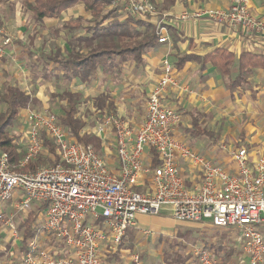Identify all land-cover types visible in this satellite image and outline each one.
Masks as SVG:
<instances>
[{"label":"built area","instance_id":"obj_1","mask_svg":"<svg viewBox=\"0 0 264 264\" xmlns=\"http://www.w3.org/2000/svg\"><path fill=\"white\" fill-rule=\"evenodd\" d=\"M109 7L118 8L126 17L158 15L150 0H111ZM202 15L215 24L264 38V22L250 12L249 0H229L226 10L194 13L192 17ZM158 16V43H165L164 16ZM176 85L173 68L164 59L162 74L146 101L145 119L137 129L112 114L97 125L95 135L99 140L106 141L107 133L115 138L116 175L90 146L72 141L56 115L27 112L21 166L42 152V135L53 142L60 163L21 172L10 165L7 154L0 153V203L16 199L4 223L15 234L13 219L26 216L32 204H42L45 214L41 233L61 243L67 254H53L32 239L22 264H103L102 247L109 245L112 252L117 251L126 231L136 226L137 216L157 215L163 207L169 208L176 222H209L215 228L235 230L248 263H263L264 153L251 163L245 150L235 149L231 158L237 172L230 174L178 141L174 133L181 124V114L163 101L167 89ZM153 158L159 161L156 168H152ZM180 159L199 175L198 185H187ZM144 176L150 177L149 186L139 191ZM3 217L0 214V220ZM193 253L200 263L212 264V256L204 249H193ZM131 263L139 264V257L133 255Z\"/></svg>","mask_w":264,"mask_h":264},{"label":"crops","instance_id":"obj_2","mask_svg":"<svg viewBox=\"0 0 264 264\" xmlns=\"http://www.w3.org/2000/svg\"><path fill=\"white\" fill-rule=\"evenodd\" d=\"M151 1L156 5L155 7L158 9L157 11L160 13L159 15L164 16L162 24L165 29L162 35L166 36L167 41L165 43H158L144 52L141 57L142 61L139 65H136L134 62H126L116 68L121 70L120 67H131L129 72L134 76L139 74H143L145 76L149 70L155 71L157 69L159 76L155 78L154 84H150L146 89L147 94L149 95L162 74V61L167 59L173 68L177 85L167 89L163 97V101L168 107L177 110L182 115L180 127L178 126L175 131L174 137L188 146L192 151L206 157L211 162L224 167L230 174H235L237 172V166L231 158V153L237 148L236 145H240V143L244 142L248 151L249 161L251 163H253L258 156L264 152V70H254L247 82L236 85L232 89L229 88V82L236 75L238 58L241 54L252 53L256 55H264V38L261 39L258 36L247 35L225 25L215 24L205 15L198 18L192 17L194 13H202L210 10H226L229 8V0ZM249 10L253 15L260 18L264 22V0H249ZM70 14L75 16V18L79 17L78 19L81 18L87 21L90 19V16L84 11L83 6L76 5L62 13L58 18L45 19L43 21L62 19L65 15ZM184 14L189 17L187 19H181L180 16ZM124 18L125 16L120 18V20H123ZM131 18L140 19L144 22L148 21V23L157 28L160 24L159 19L161 17L157 15L146 18ZM68 26L73 27V25ZM82 28H78L80 30L78 35H82ZM13 43L15 45L17 44L15 41ZM222 48L232 53L234 57L232 73L230 76L222 75L209 63L204 67L196 61H186L181 65L178 64V62H181L178 60L185 55L202 57L214 49ZM66 49L68 52L69 48ZM66 53L57 52L56 54L65 55ZM41 54L43 53L38 54V58L36 59L37 62L36 64H33L42 73V76L37 79L47 81L52 80L57 84L65 82L69 86H73L75 84L95 86L97 84V78L100 74H103L106 77L108 75L100 72L90 82L82 81L81 79L71 81H67L65 79L63 80L60 78L61 74L53 69L51 63L46 66L44 60L41 58ZM44 68H46L48 72L51 71V75L45 76L46 72ZM23 82L25 83V80ZM18 86L20 87V85ZM30 97L34 98L31 95ZM35 101L36 103L38 102L36 99ZM144 110V118L139 123H134L132 125L127 121L132 129H137L143 123L146 115V105ZM191 117L197 119L201 130L207 132L206 135L193 132L191 129ZM210 122L212 126H210ZM237 123H239V125ZM19 129V131L23 130L22 132H24L26 126L24 125V127L22 126V129ZM180 131L186 132L189 135L188 138L181 137ZM22 140H25L24 135ZM224 141H230V144L226 145ZM24 144H26V140ZM109 145L114 148L115 161L114 166L111 167V169L107 168L110 173L116 175L118 174L119 165L116 156L115 138L113 135L107 133L106 141H101V147L103 148V146H105L106 148ZM178 164L189 187L196 186L200 183L199 175L190 169L185 161L180 159ZM149 178L150 177L144 176L140 180L137 190H146L149 186ZM43 207L44 205L39 203H34L31 206L29 213H35V219L31 223L30 228L36 231V235L34 238L26 240L25 246L28 241L35 239L40 248L50 251L51 253L53 252L54 254L64 256L67 254L65 247L61 243L52 240L51 238H47L41 233V224L45 214V207ZM161 211L162 215L169 218V221L173 220L171 218L169 208L163 207ZM0 213L5 214V217L10 214L9 209L7 211L0 209ZM29 213L24 217H15V219H19V223L14 230L15 234L6 224V228L2 229L1 233H3V246L0 249V254H5L2 255L4 258L0 257V264H5V257H7L8 253L7 245L9 244V241H14L12 245H18V258H20L18 264H22V257L25 251L22 252L21 250L22 231L18 229V225L20 222L28 220ZM160 214L161 213L159 212L157 216H160ZM146 223L147 218L145 216H137L136 226L127 230L124 237V242L126 244L121 247L120 251L106 252L102 247L100 251L102 263L124 264V261L122 263L119 260L121 258V253L123 251L128 253L125 248L132 250L133 242L136 243V241L141 240V238L146 235L144 234L146 231L149 233L151 231L153 232L152 234L158 233L155 235L162 236V233L159 232H163L164 227L154 226L155 228L153 227L152 230L150 227H146ZM193 224L196 225L195 227L199 230L206 232L204 234L200 233L202 237H206V235L210 232H219V234L227 232V235H229H223V237L220 236L219 239L216 240L219 242V245H215L214 243V245L211 246L212 244L208 243L211 251L204 249L212 256V264H249L243 256L242 258L238 256L237 247L239 245L235 244V251H231L230 249L232 245L230 242H235L233 237L230 236V231L235 230L215 228L211 226L209 222ZM210 237L211 236L208 238L210 239ZM222 241L225 244L224 247L228 245L229 249L222 246ZM133 255L129 257V262L127 264H132L131 258ZM194 257L195 258L191 262L185 261L183 264H202L200 263L198 257ZM149 260L150 259L147 256H145L144 259H140L139 257V264H147ZM11 263L12 262L10 261L8 262V264ZM12 264L17 263L13 261ZM162 264H165V262L162 261ZM262 264H264V261Z\"/></svg>","mask_w":264,"mask_h":264},{"label":"rangeland","instance_id":"obj_3","mask_svg":"<svg viewBox=\"0 0 264 264\" xmlns=\"http://www.w3.org/2000/svg\"><path fill=\"white\" fill-rule=\"evenodd\" d=\"M24 1L25 0H6L4 3L0 4V46H2L0 47V91H3L8 85H17L18 83L20 87L17 86L20 89L38 100L36 104L20 110L16 125L13 126L12 129H9V135H14L16 139L15 142L18 147L19 155L22 153L25 155L26 144L24 143L26 140V129L22 132L23 130L19 131V128L22 129V126L24 127L26 123L25 115L27 112H47L58 115L61 112L62 106H64L68 100L67 97H65L66 93L73 92L72 94L79 98L75 116L85 124L82 130L83 132L95 134V129L100 121L111 114L125 119L132 125L142 121L148 98L146 89L150 84H154L155 78L159 76L157 69L155 70L156 72L149 70L145 76L143 74L134 76L129 72L131 67H120L121 70L114 67L107 77L100 74L95 86H84L80 84L69 86L65 82L57 84L52 80L37 79L42 76L41 71L33 65L37 62L36 59L38 58V54L43 53L51 55L57 52L66 53V48H69L74 42L72 38L76 37L80 32L76 27H85L88 25V21L81 18L78 19L79 17L75 18V16L71 14L65 15L62 19L42 22L36 21L27 10ZM152 3L154 4V2ZM111 9L113 8L108 6L106 11H110ZM156 10L158 9L156 8ZM157 13L158 15L160 14L159 11H157ZM124 16L119 17L122 18ZM68 25H73V27L70 28ZM14 41L17 43L16 45L13 43ZM24 80L25 83L23 82ZM105 96L108 97V99L103 102V98H106ZM97 101H99L100 104L101 102L104 103L105 106L99 109L96 105ZM108 102L113 104V110L110 112L106 111ZM0 110H2L1 107ZM237 124L239 125V123ZM210 126H212L211 122ZM23 135L25 140H22ZM180 136L188 138L189 135L186 132H181ZM224 143L229 145L230 141H224ZM240 145H236V149H243L248 153L244 142L240 143ZM104 148L105 146H103L98 155L102 157L106 166L111 169L115 161L114 148L110 145ZM0 153L7 154L2 150H0ZM185 163L188 166L190 165L187 162ZM15 200V198H12L8 202L0 203V209L6 211L9 209L10 212V209H12L11 204L14 203ZM159 212L161 213L160 216H143L147 218L146 227H150L152 230L154 226L164 227L163 232H159L162 233V236L155 235L158 233L152 234L153 232L150 231V236L145 235L141 240L136 241V243L133 242L132 250L125 248L128 253H125L126 251L121 253V258L119 260L122 263L124 261V264H127L129 262V257L133 254H137L140 259H144V257L147 256L150 259L147 264H153L154 260V264H162V261L167 264L174 261V256L182 257L185 261L191 262L195 258L193 249L203 248L209 251L210 248L208 243L212 244L211 246H213L214 243L215 245H219V242L216 240L219 239L220 236H229L227 232L224 234L210 232L206 237H202L200 233L204 234L206 232L196 228V225L193 223L169 221L167 216L162 215L161 210ZM0 214L4 215L3 221L0 220L1 249L3 246V233H1V231L6 228L4 221H6L9 216L5 217V214ZM14 219L13 223L16 228L19 219ZM230 232V236L235 240V242L233 241L234 243L230 242L232 243L230 249L231 251H235V244L239 245L238 243H240L239 234L232 230ZM261 232L264 237V227L261 228ZM209 236L212 238L210 237L209 239ZM13 243L14 241H9L7 245L8 253L7 257H5V264H8L9 261L12 263L14 261L17 264L19 262V247L16 244L12 245ZM224 245L222 241V246L224 247ZM238 247V256L242 258V252ZM224 248L229 249L228 245ZM103 249L106 252H112L109 245L104 246ZM3 254H0V257L4 258L2 256Z\"/></svg>","mask_w":264,"mask_h":264},{"label":"trees","instance_id":"obj_4","mask_svg":"<svg viewBox=\"0 0 264 264\" xmlns=\"http://www.w3.org/2000/svg\"><path fill=\"white\" fill-rule=\"evenodd\" d=\"M5 1L0 0V4ZM24 2L34 19L40 22L45 19L58 18L62 13L76 5H82L84 11L90 16L87 26L76 27L82 28L83 33L72 38L74 42L65 55L41 54L46 66L51 63L53 69L61 74L60 78L63 80L81 79L90 82L100 72L110 74L114 67L123 63L134 62L139 65L142 61V54L158 44L156 28L148 21L144 22L131 17L120 20L119 16L124 15L118 8L106 11L111 0H25ZM68 27L72 28V26ZM178 61H181L178 62L180 65L186 61H196L203 67L209 63L222 75L230 76L234 57L232 53L222 48L214 49L202 57L185 55ZM256 69L264 70V55L241 54L238 58L236 75L229 82V88L232 89L236 85L247 82ZM44 70L45 76L51 75V71L48 72L46 68ZM65 97L68 100L57 115V122L67 131L72 141L90 146L96 154L100 153L102 147L99 138L95 134L83 132L85 124L75 116L76 107L79 104L78 96L66 93ZM107 99L108 97L103 98V102ZM33 104H36L35 99L16 85H8L3 91H0V107L2 108L0 110V150L7 153L9 163L16 171L32 172L44 168L43 166L50 167L60 163L53 142L42 135V152L34 160H30L21 166L24 155L23 153L19 155L16 139L14 135H9V129L16 125L19 111ZM96 105L99 109L105 106L99 101ZM112 110L113 104L108 102L106 111ZM191 126L194 133L207 134L206 131L201 130L197 119L194 117H191ZM158 166L159 161L153 158L152 168ZM34 219L35 213L30 212L28 220L22 221L18 225V229L22 231V252L26 251V240L34 238L36 235V231L30 228ZM124 241L123 238L116 252L125 246ZM174 257V261L167 264H183L185 262L182 257Z\"/></svg>","mask_w":264,"mask_h":264}]
</instances>
